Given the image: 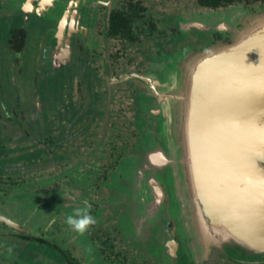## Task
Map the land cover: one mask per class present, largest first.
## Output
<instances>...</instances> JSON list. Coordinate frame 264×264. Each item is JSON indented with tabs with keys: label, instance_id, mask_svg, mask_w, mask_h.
<instances>
[{
	"label": "flooded vegetation",
	"instance_id": "flooded-vegetation-1",
	"mask_svg": "<svg viewBox=\"0 0 264 264\" xmlns=\"http://www.w3.org/2000/svg\"><path fill=\"white\" fill-rule=\"evenodd\" d=\"M230 7L255 12L264 0H0V19L12 23L2 43L7 66L23 73L29 63L41 66L49 88L60 84L67 98L50 108L43 103L40 81L33 80V94L22 101L17 84L4 87L0 73V199L6 203L19 193L20 201H36L35 210L47 195L53 199L52 212H30L31 220H18L0 207V264H20L28 253L34 254L31 264H264V253L253 256L242 246L230 253L239 259L214 251L229 242L205 229L193 201L195 223L189 227L197 236L181 229L176 207L188 187L177 168L175 178L168 167L155 172L163 192L151 193L158 200L147 204L148 225L130 232L122 224L124 219L131 224L142 206L134 188L150 178L151 161L141 146L150 136L144 118L148 121L152 113L148 83L116 79L148 77L150 65L168 56L229 42L228 34L189 22ZM66 10L69 17L60 20L58 14ZM88 83L95 86L90 93ZM157 138L164 147V137ZM24 153L26 158H20ZM84 201L92 205L97 223L84 235L60 236L71 229L66 217ZM224 211L207 214L225 220ZM9 248L17 261L4 256Z\"/></svg>",
	"mask_w": 264,
	"mask_h": 264
},
{
	"label": "water",
	"instance_id": "water-1",
	"mask_svg": "<svg viewBox=\"0 0 264 264\" xmlns=\"http://www.w3.org/2000/svg\"><path fill=\"white\" fill-rule=\"evenodd\" d=\"M42 9L52 15L49 8ZM220 11L199 15L194 20L200 29L228 34L230 42H217L184 55L180 69L183 62H190L177 80L174 73L164 79L156 71L148 77L126 74L116 81L134 77L150 86L148 108L152 115L147 123L154 132L149 133L141 148L146 153H160L157 163H163L150 169V178L145 181L148 197L150 192H163L153 177L157 169L168 167L171 177H176L177 167L172 160L176 150L180 151L185 163L181 160L178 165L186 183L188 177L191 184V189L183 190L187 195L180 198L176 207L182 218L181 229L194 238L197 236L189 227L195 223L193 201L208 228L222 235V241L229 242L214 247V251L220 254L226 250L225 256L230 258L234 256L230 253L242 246L250 255L257 256L264 253V133L261 144L257 142L264 122V7L255 12ZM58 15L65 20L69 12L61 11ZM169 63L167 67L171 68L173 60ZM178 105L183 109L180 124ZM158 135L166 138V151ZM195 183L196 189L203 187L201 190L210 195L206 200L203 197V205L199 197H194ZM213 209L225 210V220H219L218 214L211 218L207 213ZM213 222L223 229H217ZM234 257L239 259V255Z\"/></svg>",
	"mask_w": 264,
	"mask_h": 264
},
{
	"label": "rangeland",
	"instance_id": "rangeland-1",
	"mask_svg": "<svg viewBox=\"0 0 264 264\" xmlns=\"http://www.w3.org/2000/svg\"><path fill=\"white\" fill-rule=\"evenodd\" d=\"M153 3H155V5H157L158 7H160L157 2L153 1ZM236 9H246V8L230 7L228 9L223 10L222 12H228V11L234 12ZM246 10L252 11V9H246ZM219 12H221V11L219 10ZM204 14L205 15H213V14H215V12H207ZM185 19H187V18H185ZM185 19L183 20L184 22H185ZM190 23L198 25L195 20L189 22V24ZM187 25L188 24L186 23L185 27ZM11 28H12V23H11L9 18L0 19V73H1V78H2V82H3L1 84L4 85V87H5V86H10V85H15V83H16L17 89L16 90L14 88H10V89L12 91L15 90V91L19 92L21 94L22 101H25L26 96L33 94V91L35 90L36 85L33 83V80H39L40 81L39 82L40 91L45 96V98L42 96L43 103H45L47 101V103L49 104L48 106L50 108H52V107L55 108L57 106H60L62 103H65L67 98H65V96H64V93L62 91V87H60L61 85L57 84L55 87H53V89H50L48 86V83H47L48 79L43 74H41V73L45 72V70L43 68H41V66L39 68H36V66H31V64L29 63V64H27V66H24V68H25L24 73L21 71H17V70L14 71V68H12L13 69L12 70L7 66V59L5 57L6 51L3 50L4 44L2 46V43H5V41L8 39V36H9L8 34H9V31ZM44 31H45L44 29H41L42 33ZM36 42L37 41H35L34 43H36ZM201 46L202 45H200V47L197 51L204 49ZM193 52H196V50L195 51L194 50H185L182 53H179V56H174L171 59H169L170 57L168 56V58L165 60V62H163L161 64H158V65L157 64H153V65L151 64L149 69H148L150 71L147 74L152 76V75H154V73L156 71H158L159 73H161L160 76L164 77V79H166V78H170L171 75L174 73L173 78L175 80H177L179 73L182 74L185 71L186 66L190 62L189 60H187V62L186 61L183 62L184 65H183L182 70H181L179 63H180L182 57L184 55H187L188 53L193 54ZM30 57L33 58V54H31ZM189 58L190 57H188V59ZM172 60H173V66L171 68L166 67V65H171V63H169V62H171ZM124 66L127 68H131L127 64ZM80 78H82V75L80 76ZM85 85L87 87L86 91H88L89 93H90L91 88H92V90H94V87H95L94 85H90V83L85 84ZM185 88L182 89L181 92L184 91ZM120 117H121V115H120ZM177 117L179 119V124H180L181 119L183 118V109L179 105H178ZM145 122L147 123L146 117L144 118L143 127H144ZM145 126L147 127V129H149L148 130L149 132H154L153 130L150 129V127H148V123L145 124ZM147 129H144L143 132ZM163 139H164V147H165L166 138H163ZM30 154H29V156H30ZM26 156H27V153H24L23 155H20V158H26ZM12 159H17V156L16 155L12 156ZM140 184H141L142 188H141ZM21 194H23V193H21ZM133 195H134L135 200H141L142 206L132 216L131 224L128 225L127 222L125 223V219L122 222L125 229L130 228V230H131V231L129 230L130 232H135V231L139 230L140 228H145V225L147 224V220L145 219L147 217V214L145 213V211L147 210V204H148V198L149 197H148L147 188L145 185V180L142 182L140 181L138 183V185L133 190ZM18 196H19V193L7 197L8 201L6 203H2V202H5V200L0 199L1 211L8 214V215H14L15 214L16 217H19L18 220H23L24 218L31 220L33 218V216L31 214L29 215L30 212H35L36 215H39L40 213H45V214L48 213L49 214L50 212L53 211V209L50 207V203L53 202V199L49 198L50 195H47L48 199L47 198L45 199L46 200L45 204H43V206H41V208L39 207L38 210H35V207L37 204H36L35 200L30 199L31 197L29 198V200L27 202H24V201L18 200V198H17ZM1 198H4V196H2ZM150 200H152L151 194H150ZM152 203H153V201H152ZM63 210H65V209H63ZM63 210H61V211H63ZM176 213L179 214V211L177 210V208H176ZM21 214H22V217H20ZM177 217L180 218L181 215H177ZM58 226H59V224H58ZM149 226H151V225H149ZM74 233L75 232L72 229H69V230H66L65 234L60 232L59 235L63 236V237L70 238V237H73ZM32 246H35L34 243H32V245L30 247H32ZM37 248H43V247H42V245H40V246H37L35 249H37ZM3 254L7 259L17 261V259L13 257V252L6 250L3 252ZM31 255L32 254H29V253L26 256L24 255L25 257H22L19 260V263L20 264H31L32 263L31 258L34 257V254L32 255V257H31Z\"/></svg>",
	"mask_w": 264,
	"mask_h": 264
},
{
	"label": "clouds",
	"instance_id": "clouds-1",
	"mask_svg": "<svg viewBox=\"0 0 264 264\" xmlns=\"http://www.w3.org/2000/svg\"><path fill=\"white\" fill-rule=\"evenodd\" d=\"M91 209L92 205L84 201L82 207L74 209L73 214L66 217L65 223L77 234L84 235L97 223L96 218L91 214ZM50 223H55V220ZM9 251L11 252L10 248Z\"/></svg>",
	"mask_w": 264,
	"mask_h": 264
},
{
	"label": "bare ground",
	"instance_id": "bare-ground-1",
	"mask_svg": "<svg viewBox=\"0 0 264 264\" xmlns=\"http://www.w3.org/2000/svg\"><path fill=\"white\" fill-rule=\"evenodd\" d=\"M262 133H264V122L262 123V125H261V127H260V129H259V133H258V135H257V142H260V140H261V135H262ZM262 143H263V141H262ZM258 144L259 143H256V146H258ZM260 144H261V142H260ZM146 158H148V160L149 161H151V165H150V169L152 170L154 167H156V165L157 164H159V163H157V161L159 162L160 160H161V155H160V153H157V152H154V151H150V152H148V153H146ZM182 160V155H181V152L180 151H178V150H176V153H175V160H172V162L173 163H175L176 164V167H177V171L178 172H182L183 170H182V168H181V166L180 165H178V164H180L181 161ZM171 161V160H170ZM182 161H184V160H182ZM163 163V162H162ZM162 163H160V164H162ZM184 163H185V161H184ZM152 164H154V165H152ZM159 164V165H160ZM185 178H186V176H185ZM185 183H186V181H185ZM148 186V185H147ZM186 186L188 187V190L189 189H191V184L189 183V181H188V177H187V183H186ZM196 183H195V190H194V197H195V195L197 196V197H199L200 198V200H201V204L203 205L204 204V200H203V197H204V199L206 200L207 198H210L209 196V193H206V192H204V191H202L201 189H203V187H201L200 188V190H198V189H196ZM153 194V195H156V194H154L153 192H150V194ZM151 194V195H152ZM152 195V201H153V203H155V201H157L158 200V198L156 197V196H153ZM215 210V212L216 211H218L219 209H213V211ZM208 212L210 213L211 212V210H208ZM203 218V217H202ZM204 223H205V229L206 230H208V226L206 225V221H205V219H204ZM220 229H221V227H220Z\"/></svg>",
	"mask_w": 264,
	"mask_h": 264
},
{
	"label": "trees",
	"instance_id": "trees-1",
	"mask_svg": "<svg viewBox=\"0 0 264 264\" xmlns=\"http://www.w3.org/2000/svg\"><path fill=\"white\" fill-rule=\"evenodd\" d=\"M217 2H215V4H216Z\"/></svg>",
	"mask_w": 264,
	"mask_h": 264
}]
</instances>
